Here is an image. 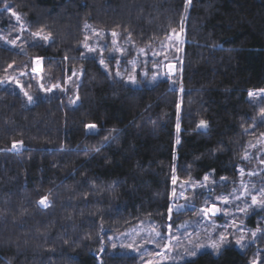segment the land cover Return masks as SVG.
<instances>
[{"label":"trees","instance_id":"1","mask_svg":"<svg viewBox=\"0 0 264 264\" xmlns=\"http://www.w3.org/2000/svg\"><path fill=\"white\" fill-rule=\"evenodd\" d=\"M7 1L29 33H0L17 44L0 40V81L23 72L26 86L43 57L51 91L33 86L30 103L12 80L0 84V264H139L109 237L146 221L174 226L202 207L197 199L169 214L173 177L208 175L223 194L240 169H254L264 187V96L255 93L264 90V0H192L187 13L185 0ZM41 30L47 45L32 36ZM178 30L180 56L167 57L175 72L157 78L141 51H164ZM103 42L107 54L86 49ZM132 62L135 84L117 75ZM89 123L97 129L86 134ZM44 196L48 208L38 204ZM263 219L264 209L247 217L259 231L255 239L248 231L245 247L165 264H264Z\"/></svg>","mask_w":264,"mask_h":264},{"label":"rangeland","instance_id":"2","mask_svg":"<svg viewBox=\"0 0 264 264\" xmlns=\"http://www.w3.org/2000/svg\"><path fill=\"white\" fill-rule=\"evenodd\" d=\"M6 8L11 11H6ZM13 12L20 16L19 23L17 22L16 15L12 14ZM27 27L28 24L24 14L17 10L14 6L12 7L11 3L7 0H0V33H12L14 35L16 34L15 36H19L20 38L22 33H29ZM5 28L7 29L5 30ZM22 28L24 30H22ZM183 42L184 33L182 30H178L169 35L164 51L159 53H155V50H151L148 53L141 51L143 57H147L150 60L148 62L144 61L145 64L151 66L150 68L153 69L150 71V74H155L154 76L157 78L162 76L164 72L168 76L173 75L175 72V61L170 60L167 57L169 55L172 56V53L177 57L181 53ZM8 44L11 45L10 43ZM106 45V42H103L102 45L98 43H95L94 45L86 43V49L87 51H89V47L94 49L99 48L101 51L104 49L105 54H107ZM17 49H19V47ZM117 50L119 51V49ZM159 54L164 55L160 62L161 66H159V64H154L153 66V62L156 60L153 57L157 58ZM166 60L169 61L166 62ZM131 64V73L126 74L125 72L123 74V71H121L119 77H123L127 81L130 75L135 77V73L140 69V67L138 63L136 64V62H132ZM41 65L42 61L39 64H34L36 70L32 72V76H25V80L28 81L26 86L24 85L22 87L20 84L21 82L19 77L22 76L21 73L13 74L9 77L7 76V79L5 77L2 82H4L3 84H9L12 80L13 85L16 87L17 83H19L20 90L23 88V91L21 90V92L23 94L27 92L29 95H31L29 93V89H32L33 86H36L40 91L51 89L46 88V85L42 83L45 76L43 72H41ZM156 69H160L162 71L159 72ZM154 71H156V73ZM35 74L37 76H33ZM30 80H32V82L29 83ZM65 81L68 82L69 78L66 77ZM42 85L43 89L41 87ZM255 93L257 95L264 96V91L262 90H258ZM263 142L264 140L262 141V148H264ZM16 149H19V145H17ZM241 173H243V175ZM249 173L253 174L249 175ZM257 173L254 169H240L237 185L233 188V190H231V192L223 194H215V192H212L214 190L208 187L210 179L207 181L203 179L198 183H190L188 181L177 182L175 179V183L172 184L173 188L170 204L172 207L171 213H178L186 208L195 207L193 201L197 199L201 200L200 203L202 207L196 208L193 215L189 216L188 219L178 223L177 225L173 226L168 221L166 223L146 221L124 231L121 234L110 236L109 241L113 246H118L129 254L137 255L139 264H165L181 263L190 259L193 256L189 255V253L192 251H195L196 254L205 250L213 251L210 247H208V245L214 240H219V234L221 232H225L224 226L226 224L231 225L227 228V233H231L228 235L230 243H236V238L241 235V232L237 231V229L243 230L245 240H247L248 231L251 235L253 232L257 233L259 231L258 229H254L251 232L248 230V227L245 224L247 217L252 211H261L264 209L259 206V201L262 199L260 194L261 192H264V187L256 185L254 177ZM202 184L204 187H201ZM253 195L256 196V204H253ZM220 197H228L229 202L224 203L223 200L218 199ZM236 197H239V199ZM210 205H214L220 209V211H218L215 215L208 213L207 216H205L202 209ZM226 208L227 210H225ZM242 209H247V212L245 213ZM169 214L168 216L170 217ZM233 221H235L234 224L232 223Z\"/></svg>","mask_w":264,"mask_h":264},{"label":"snow or ice","instance_id":"3","mask_svg":"<svg viewBox=\"0 0 264 264\" xmlns=\"http://www.w3.org/2000/svg\"><path fill=\"white\" fill-rule=\"evenodd\" d=\"M192 0H185V13H187V10H188V7L189 5L191 4ZM6 11H11L10 9L6 8L5 9ZM13 15H16L14 12L12 13ZM16 19H17V22L19 23L20 22V16L16 15ZM183 17H182V23H183ZM22 30H24L22 28ZM183 30V29H182ZM113 37L117 36V33L113 32L112 33ZM32 36L34 38H36V40L38 41H43L44 42V45H47L48 42L50 41V36L49 35H44L42 33V30L41 31H37V32H33L32 33ZM0 40H3L5 42V44H8V43H11V45L13 47H17V44H16V40L13 39V40H8L7 38H5L4 36H0ZM115 43V40L113 41ZM32 47H37V46H40L38 45L35 41L33 42V44L31 45ZM89 52H93L95 51L94 48H91L89 47ZM21 51L23 52L24 51V48L21 46ZM81 55H84L83 53ZM44 58L43 57H37L33 60V63L34 64H39ZM65 59H67V57H65ZM100 64L102 66H105V71H108V68L107 66L105 65V60L103 58V54L101 53V59H100ZM9 68L12 67V65H9L8 66ZM36 69L33 68V71H35ZM134 71V70H133ZM21 75H24L23 72H21ZM73 75H75V73H73ZM117 75L119 76V73H117ZM7 79V77H6ZM121 79H123V77H121ZM128 81H130L132 84H135L136 83V80H135V77L134 76H129L128 77ZM3 82L0 81V84H2ZM60 85H56V87H59ZM17 87H20L19 83H17ZM42 89H43V85L41 86ZM21 90L23 91V88H21ZM47 91H51V89H47ZM264 91V90H262ZM25 96L28 98V101L30 103H34L35 101L33 100V97L31 95H29L27 92L24 93ZM249 97H253L254 96V93L253 92H249L248 93ZM77 99H79V97H77ZM76 101H73V104H75ZM177 108L179 109V105H177ZM85 127V131H86V134L88 132H90L91 130H96L97 129V125L94 124V123H89V124H85L84 125ZM200 128H207V124L205 121H201L200 122V125L198 126ZM115 131V130H113ZM177 131H179V124H177ZM179 139H177V143H179ZM19 143H22V142H19ZM17 148V142H13V149H16ZM96 151H100V149H96ZM245 159H247V156H245ZM243 175V173H241ZM253 173H249V175H252ZM209 179V176L208 175H205L204 177V180L207 181ZM222 179H224L222 177ZM173 183H175V177H173ZM201 187H204V185L202 184ZM194 193H195V190H194ZM261 197L262 199L259 201V206L264 208V192H261ZM237 199H239V197H236ZM218 199H221L223 200L224 203H228L229 202V198L228 197H220ZM252 200H253V204H256L257 203V200H256V196L253 195L252 197ZM38 204L40 206H42L43 208H48L50 206V201L48 200V197L47 196H44V197H41L40 200L38 201ZM179 210V209H177ZM202 211L204 212L205 216H207L208 213H212L213 215H215L218 211H220V209H218L217 207H215L214 205H210V206H206L205 208L202 209ZM242 211H244L245 213L247 212V209H242ZM172 212V207L170 206L169 207V213L171 214ZM233 224L235 223V221L232 222ZM231 225H228L226 224L224 227H225V232H221L219 234V240L216 241L214 240L212 243H210L208 245V247H210L213 252H215L217 255L220 254L221 250L223 249V247L227 244V243H230V241L228 240V235H230L231 233H227V228L230 227ZM215 227V225H214ZM237 231H240L241 232V235H239L238 238H236V244L241 246V247H245L246 245L243 243V241L245 240V235L243 234V230L242 229H237ZM252 236L253 238L255 239L256 238V233L253 232L252 233ZM65 243H67V241H65ZM199 247V246H197ZM189 255L191 256H195L196 255V252L195 251H192L189 253Z\"/></svg>","mask_w":264,"mask_h":264}]
</instances>
